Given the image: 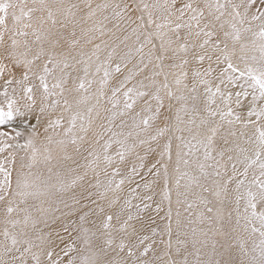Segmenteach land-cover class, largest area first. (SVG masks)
Instances as JSON below:
<instances>
[{
    "label": "snow or ice",
    "instance_id": "snow-or-ice-1",
    "mask_svg": "<svg viewBox=\"0 0 264 264\" xmlns=\"http://www.w3.org/2000/svg\"><path fill=\"white\" fill-rule=\"evenodd\" d=\"M0 264H264V0H0Z\"/></svg>",
    "mask_w": 264,
    "mask_h": 264
}]
</instances>
